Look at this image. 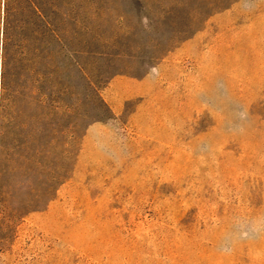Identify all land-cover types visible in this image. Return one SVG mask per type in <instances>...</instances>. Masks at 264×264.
Listing matches in <instances>:
<instances>
[{
  "label": "rangeland",
  "instance_id": "rangeland-1",
  "mask_svg": "<svg viewBox=\"0 0 264 264\" xmlns=\"http://www.w3.org/2000/svg\"><path fill=\"white\" fill-rule=\"evenodd\" d=\"M0 264H264V0H0Z\"/></svg>",
  "mask_w": 264,
  "mask_h": 264
},
{
  "label": "trees",
  "instance_id": "trees-1",
  "mask_svg": "<svg viewBox=\"0 0 264 264\" xmlns=\"http://www.w3.org/2000/svg\"><path fill=\"white\" fill-rule=\"evenodd\" d=\"M43 104H44V107L46 109V116H45V120H46V123H47V126L49 127L50 131H45L44 133V137H52L50 140H49V144L46 145V147L40 151V155L42 154V158L47 160L50 156V154L52 153V150H53V141H54V135L55 133L54 130H55V127H53V122H54V117H53V113L56 111L57 109V105L55 104V101L54 100H50L49 102H45L43 101Z\"/></svg>",
  "mask_w": 264,
  "mask_h": 264
},
{
  "label": "crops",
  "instance_id": "crops-1",
  "mask_svg": "<svg viewBox=\"0 0 264 264\" xmlns=\"http://www.w3.org/2000/svg\"><path fill=\"white\" fill-rule=\"evenodd\" d=\"M167 62V61H166ZM160 67V66H159Z\"/></svg>",
  "mask_w": 264,
  "mask_h": 264
}]
</instances>
